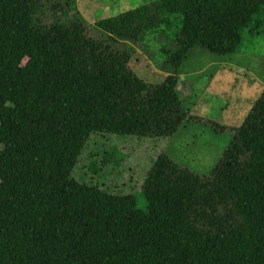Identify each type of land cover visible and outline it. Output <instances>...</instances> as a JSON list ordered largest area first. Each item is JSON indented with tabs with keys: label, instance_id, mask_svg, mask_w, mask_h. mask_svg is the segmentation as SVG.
I'll list each match as a JSON object with an SVG mask.
<instances>
[{
	"label": "trees",
	"instance_id": "1",
	"mask_svg": "<svg viewBox=\"0 0 264 264\" xmlns=\"http://www.w3.org/2000/svg\"><path fill=\"white\" fill-rule=\"evenodd\" d=\"M173 23L147 84L132 46ZM263 24L264 0H155L95 26L78 0H0V264H264V92L209 175L161 152L144 209L96 182L125 176L111 138L158 146L191 122L192 51L231 55Z\"/></svg>",
	"mask_w": 264,
	"mask_h": 264
},
{
	"label": "rangeland",
	"instance_id": "2",
	"mask_svg": "<svg viewBox=\"0 0 264 264\" xmlns=\"http://www.w3.org/2000/svg\"><path fill=\"white\" fill-rule=\"evenodd\" d=\"M154 1L78 0V7L80 15L90 26H95L101 19L124 14ZM50 17L44 14V20L48 21ZM168 31L163 27L149 32L143 43L133 46L129 43L134 49L132 68L147 84L159 85L167 76L160 70V65L166 58L164 49L171 48L175 23ZM179 74L181 83L185 84L179 90L187 98L191 122L174 139L162 143L160 140L158 146L149 142L141 144L137 139L127 146L124 144L131 142L130 138H111L106 144L111 149L123 145L116 156L118 160L124 158L122 171L125 170V176L119 179L121 181L96 180L114 191L137 193L138 206L142 209L146 207L141 193L142 181L150 161L161 152L199 175H209L223 157L232 140L233 129L241 127L264 90V24L254 31H244L239 49L231 55L217 56L200 48L192 51ZM190 86H193L192 93L188 91ZM131 172L134 174L130 182Z\"/></svg>",
	"mask_w": 264,
	"mask_h": 264
},
{
	"label": "crops",
	"instance_id": "3",
	"mask_svg": "<svg viewBox=\"0 0 264 264\" xmlns=\"http://www.w3.org/2000/svg\"><path fill=\"white\" fill-rule=\"evenodd\" d=\"M263 92H264V90H263Z\"/></svg>",
	"mask_w": 264,
	"mask_h": 264
}]
</instances>
